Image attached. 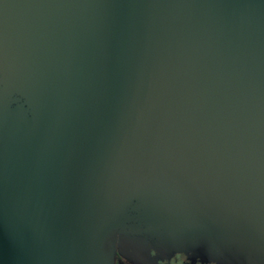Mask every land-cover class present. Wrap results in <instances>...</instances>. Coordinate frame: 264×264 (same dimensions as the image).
I'll list each match as a JSON object with an SVG mask.
<instances>
[{"label":"water","instance_id":"1","mask_svg":"<svg viewBox=\"0 0 264 264\" xmlns=\"http://www.w3.org/2000/svg\"><path fill=\"white\" fill-rule=\"evenodd\" d=\"M176 253L264 264V0H0V264Z\"/></svg>","mask_w":264,"mask_h":264},{"label":"flooded vegetation","instance_id":"2","mask_svg":"<svg viewBox=\"0 0 264 264\" xmlns=\"http://www.w3.org/2000/svg\"><path fill=\"white\" fill-rule=\"evenodd\" d=\"M150 255L154 257L156 253L151 250ZM156 264H216L214 262L203 261L197 257H190L183 253H176L170 255L169 257L157 258ZM117 264H133L129 260H126L121 257H117Z\"/></svg>","mask_w":264,"mask_h":264}]
</instances>
